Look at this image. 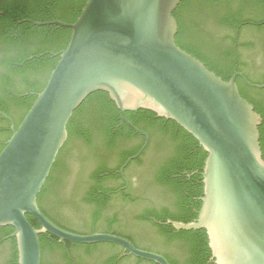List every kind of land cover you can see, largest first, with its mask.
Instances as JSON below:
<instances>
[{
    "label": "water",
    "instance_id": "1",
    "mask_svg": "<svg viewBox=\"0 0 264 264\" xmlns=\"http://www.w3.org/2000/svg\"><path fill=\"white\" fill-rule=\"evenodd\" d=\"M181 2L88 0L73 24L35 23L72 33L45 88L18 128L12 125V136L0 153V227L14 229L18 264H41L43 234L60 243L115 244L139 259L169 264L164 256L141 250L124 237L66 231L38 205V195L68 140L74 112L98 91L108 94L122 121L135 132L146 136L126 113L148 110L174 121L207 153L198 218L168 223L179 231L205 230L215 264H264L263 118L241 96L236 77L223 80L176 44L174 11Z\"/></svg>",
    "mask_w": 264,
    "mask_h": 264
},
{
    "label": "trees",
    "instance_id": "2",
    "mask_svg": "<svg viewBox=\"0 0 264 264\" xmlns=\"http://www.w3.org/2000/svg\"><path fill=\"white\" fill-rule=\"evenodd\" d=\"M87 1H0V111L14 120L15 129L32 107L36 94L45 88L60 59L51 58L49 52L65 50L72 33L57 25L34 23L57 19L73 24ZM174 17L178 23L176 44L225 81H229L235 66L232 44L237 31L244 30L257 44L245 45L254 52L250 57L252 67L242 66L251 68L250 73L242 72L251 83L264 84V0H182ZM237 84L241 96L263 118L260 143L264 158V88L250 87L240 79ZM126 117L150 136L154 134L159 146V154L153 160L149 161L145 151L131 162L146 167L139 187L133 189L130 185L124 191L108 195L119 187L113 188L106 181H122L119 169L139 152L144 138L122 121L108 94L98 91L74 112L68 124V140L38 195L41 211L66 231L124 237L139 249L162 254L169 264H212L208 263L211 250L205 230L176 231L151 219L189 223L198 217L202 204L199 198L203 196L202 177L197 174L187 178L181 173L198 168L202 172L207 153L172 120L158 118L143 109L127 112ZM12 133L11 123L0 115V153ZM160 186L166 189L163 194L156 193V187ZM160 201L169 202L180 211L163 208L162 212H155L146 208ZM27 218L35 228H40L33 216L27 215ZM148 222L158 229L163 242L140 236L144 230L148 231L145 227ZM13 233L10 226L0 227V264H18ZM40 245L41 264H156L130 254L121 257L123 248L109 243H60L56 237L43 234ZM172 251L179 254L181 262L171 258Z\"/></svg>",
    "mask_w": 264,
    "mask_h": 264
},
{
    "label": "flooded vegetation",
    "instance_id": "3",
    "mask_svg": "<svg viewBox=\"0 0 264 264\" xmlns=\"http://www.w3.org/2000/svg\"><path fill=\"white\" fill-rule=\"evenodd\" d=\"M0 1H3V0H0ZM53 21H58V20L57 19H53ZM53 21H51V22H53ZM51 22H46V23H51ZM42 24H45V23H42ZM47 26H50V25H47ZM247 44H254V45H256L257 44V41H255L252 38V36H250L249 34H246V32L244 30L239 29L237 31L236 39L234 40V43L232 44V53H233L232 54V61H235V66H234V70H233V73L231 74V77H230L229 81L232 78L236 77V84H237L238 79H240V80H242V82H244V84L250 86L249 84H247L245 82L244 78L247 79V80H248V78L242 72V70H243V71H245V73H246V71H247V73L248 72L250 73V70H251V68L244 69V67H242V66L248 65V66L252 67L251 66V61H250L251 58L250 57H251L252 53L254 52V50L252 48L247 49L246 46H245ZM59 53L49 52V54L51 55V58H57V57H59ZM223 66H224L223 68H226L225 63H223ZM237 86H238V84H237ZM250 87H252V86H250ZM238 89H239V86H238ZM30 94L35 95L36 93L35 92H31ZM5 115H7V114H5ZM3 117H5V116H3ZM8 117L12 120V122L9 121L6 117L5 118L11 123V130H12V125H14V127L16 125H15L14 120L10 116H8ZM139 130H141V129H139ZM141 131L145 132L146 133V136L141 135V134H139V133L136 132V134H138L139 136H141L142 138H144V143H143L142 147L140 148L139 152L137 153V154H139L141 152L140 155L138 156V158H140L142 156V154L145 151H147V154H148L147 158L149 157L150 158L149 161H151V160L154 159L155 156L157 157V155L159 154V146L157 145V140H156L154 134L150 136V134L148 132H146L145 130H141ZM133 156H135V155H133ZM133 156H131V157H133ZM138 158H136L134 160H137ZM147 158L146 157L143 158V160H145V164H147L146 162H149ZM128 160L123 164V166L118 171V173L121 175L122 181H118L116 179H108L106 181V184H108L109 186H111L113 188L119 187V189L117 191L109 192L108 195H114L116 193H119L121 191H124L127 188H129L130 185H131V187L133 189H136L141 184L140 183L141 177L145 173L146 167L144 165L143 166H140V165H137V164H131V162L134 161V160H131L129 163H127ZM126 169H127V171H126ZM200 169L201 168H198V169H195V170H191V171L185 169V170L182 171L181 176H184L185 175L187 178H191L192 176L197 175V174H200L201 175L202 172H200ZM122 182L124 183L123 186H122ZM164 191H166L165 187H161V186H160V188L159 187H156V193L157 194H161V193L163 194ZM200 199H201V197L199 198V200ZM170 205L171 204L169 202H162V201H160L157 205L150 206V207H146V208H149L152 211L154 209L155 212H162L163 208H169L170 211H174V212L175 211H178V212L180 211L179 207H177V206L176 207H174V206L171 207ZM151 219L156 224H158L160 226H169V225L172 226L171 224L168 223V221H175V220H172V219H166L165 222H160L158 220H155L153 217ZM196 219L193 220V221H191V222L196 221ZM177 222H181V221H177ZM191 222H189V223H191ZM145 227H147L149 229H148V231L147 230H144V232H141L140 233V236L142 238H147L150 241H155V242H158V243H161V242L164 241L163 237L158 233V229L156 227H152L149 222L145 224ZM176 231H179V230H176ZM208 247H209V243H208ZM141 250H143V249H141ZM144 251H146V250H144ZM149 252H151V251H149ZM172 252L173 253H172L171 258L174 259V260H176V261H178V262H181L182 261V258L179 256V254H176L177 252H175V251H172ZM153 253L160 254L158 252H153ZM126 254L127 253L125 251H123V254L121 255V257H123ZM160 255H162V254H160ZM168 263H169V261H168ZM208 263L215 264L214 263V260L212 259V254H211V256L208 259Z\"/></svg>",
    "mask_w": 264,
    "mask_h": 264
}]
</instances>
